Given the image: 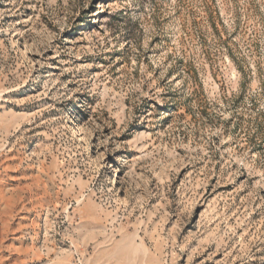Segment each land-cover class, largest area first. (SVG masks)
<instances>
[{
    "label": "rangeland",
    "instance_id": "374dc122",
    "mask_svg": "<svg viewBox=\"0 0 264 264\" xmlns=\"http://www.w3.org/2000/svg\"><path fill=\"white\" fill-rule=\"evenodd\" d=\"M0 264H264V0H0Z\"/></svg>",
    "mask_w": 264,
    "mask_h": 264
}]
</instances>
